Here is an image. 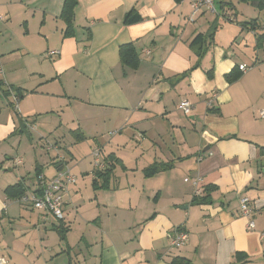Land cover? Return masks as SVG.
Returning <instances> with one entry per match:
<instances>
[{
    "label": "crops",
    "instance_id": "obj_1",
    "mask_svg": "<svg viewBox=\"0 0 264 264\" xmlns=\"http://www.w3.org/2000/svg\"><path fill=\"white\" fill-rule=\"evenodd\" d=\"M244 4L264 12L216 0L217 14L190 21V0H77L69 25L65 0H0V60L21 95L16 111L0 87V247L10 263L31 254V242L18 241L32 234L46 264H264V23L245 18ZM129 13L141 19L126 23ZM211 31L200 56L193 40ZM251 37L254 69L236 56ZM126 43L139 54L136 68L121 62ZM52 50L60 53L46 56ZM182 100L193 105L189 120ZM46 141L70 163L84 160L76 154L84 144L116 158L108 187L95 188L93 166L80 170L64 220L6 193L17 183L34 193L39 175H56ZM155 162L172 166L147 175ZM196 177L201 193L213 187L209 202L193 201ZM179 225L189 239L177 248L168 234ZM54 233L65 247L52 246Z\"/></svg>",
    "mask_w": 264,
    "mask_h": 264
},
{
    "label": "built area",
    "instance_id": "obj_2",
    "mask_svg": "<svg viewBox=\"0 0 264 264\" xmlns=\"http://www.w3.org/2000/svg\"><path fill=\"white\" fill-rule=\"evenodd\" d=\"M192 15L189 18L192 21L197 13L201 11H205L211 14H217L218 10L216 7V0H190ZM2 16L0 15V19ZM59 50L49 51L46 56L53 57L59 54ZM242 71H246L249 69V66L246 63H243L239 66ZM4 85L10 93L12 97V103L16 111H19V101L20 96L15 93L5 77V70L1 64L0 60V87ZM212 102L209 101L208 106H211ZM192 103L189 100H182L179 103V109L182 110L185 114H189L192 110ZM259 115L264 118V109L259 111ZM25 125L28 127L30 125L29 121H25ZM115 132H111L110 134H114ZM46 149L54 150L57 146L49 141H46ZM57 157L60 162V169L56 175L51 178H46L44 175L38 176V189L34 193H25L21 196L17 201L21 204L28 205L34 209L45 211L49 214H52L57 220H64L66 218V213L64 209L65 205V197L68 195L70 186L75 184L77 181V177L73 174L72 169L65 157L56 149ZM94 156V170L105 169L109 166V164L105 161L102 148L95 147L92 152ZM15 162L20 164L22 159L20 157L15 158ZM201 177H196L194 179L193 184L196 186V195L201 194L200 187ZM241 210L245 217L248 218V225L250 228L255 227V221L252 218L253 209L250 206L249 197L245 196L241 199ZM168 238L170 239L171 245L173 247H182L185 245L189 239V233L187 229L183 225L174 226L172 228V232L168 234ZM0 264H9V259L3 253V249L0 247Z\"/></svg>",
    "mask_w": 264,
    "mask_h": 264
},
{
    "label": "trees",
    "instance_id": "obj_3",
    "mask_svg": "<svg viewBox=\"0 0 264 264\" xmlns=\"http://www.w3.org/2000/svg\"><path fill=\"white\" fill-rule=\"evenodd\" d=\"M253 3L256 5L258 8L264 9V0H244ZM77 5V0H65V5L64 9L62 12L63 18L66 20V22L71 25L73 22V17H74V8ZM132 13V12H131ZM131 13H129L125 17V22H133V21H138L141 19V16H136V17H131ZM257 19H253L251 22H249L251 25L256 24ZM216 29V27H215ZM210 41V43L214 42V32L211 31L210 33H199L195 39L193 40V45H197V51L200 56L203 55L204 50H206V45L207 42ZM120 58L121 62L124 66H129L132 68L138 67L140 58L139 54L136 50V47L134 43H126L120 46ZM196 64L193 68L198 66ZM228 79L233 80V73L228 74ZM237 78V76H236ZM21 97V95H20ZM25 124V122H24ZM105 161L109 164V166L105 169H99L94 171V179H93V184L95 188H103V187H108L110 179L112 177V173L115 167V162L116 158L113 155H109L105 157ZM172 166V163H158L155 162L151 164L149 167L146 168V174L147 175H153L156 172H159L161 170H167ZM213 189L212 186H206L203 188V191L200 195H196L193 199L194 202L196 203H206L209 202V196L210 192ZM6 193L12 198V199H19L21 196L25 194V189L22 188L21 183H17L15 185L9 186L6 189ZM175 262V261H174Z\"/></svg>",
    "mask_w": 264,
    "mask_h": 264
},
{
    "label": "rangeland",
    "instance_id": "obj_4",
    "mask_svg": "<svg viewBox=\"0 0 264 264\" xmlns=\"http://www.w3.org/2000/svg\"><path fill=\"white\" fill-rule=\"evenodd\" d=\"M235 3H236V5H238L239 2L235 1ZM243 10L244 11L248 10V12L247 13L245 12V14H244L245 18L251 19V18H256L258 16L261 19L262 23H264V12L261 13L258 9L252 7L248 4H244ZM227 11L229 13L228 15H231L230 10H227ZM231 16H233V15H231ZM227 18H229V17H227ZM214 21H216V19ZM262 25L264 26V24H262ZM244 40H245L244 43L239 45V52H237L236 56L239 59L247 62V64L252 66L251 68L254 69V67L257 65L256 63L258 62V61H255L254 63L252 62L253 61L252 55L254 52L253 50H255V38L251 37V38L244 39ZM253 43H254V45H253ZM236 45L238 46V44H236ZM262 59H264V56ZM185 115H186L185 119L189 120L188 114H185ZM45 148H46V144H45ZM47 151H51V150H47ZM88 152H90V154ZM92 152H93V149L91 150L90 145L84 144V147H82V148H81V145H78L76 147V154L84 159L81 163H80V159H73V161L70 163V162H68L69 161L68 158L64 154H62V153L61 154H62V156L65 157L66 161L69 163V165L72 169L73 174H75L77 179H78V176H79L78 174L80 173V170L88 169V168H91L92 166L94 168V156H93ZM1 153H2V148L0 147V154ZM59 167H60V165H59ZM39 226L40 225L38 224L37 228ZM4 228L6 229V232H8V230L10 229L9 223H8V225H5ZM11 232L12 231H9L8 234L11 235L10 234ZM56 234L54 233V234H52V237H50L52 239V244H53L52 246L55 248H57V247L59 248L60 247L59 243H62L65 247V243L62 240H61L62 241L61 242L59 240V238L57 237L58 234L57 235ZM25 240H28L31 242V247H27V251L31 250L30 251L31 254L25 253L23 250L20 254L13 256V258L15 259V264H46V259H45L46 258V252H42L40 254L38 253V251L41 250V246L39 245V243L37 241L38 239L35 236H33L32 234H29L26 238H20L19 239V241H18L19 246L23 247ZM9 264H12V261H11V263L9 261Z\"/></svg>",
    "mask_w": 264,
    "mask_h": 264
},
{
    "label": "water",
    "instance_id": "obj_5",
    "mask_svg": "<svg viewBox=\"0 0 264 264\" xmlns=\"http://www.w3.org/2000/svg\"><path fill=\"white\" fill-rule=\"evenodd\" d=\"M59 169H62V166H60Z\"/></svg>",
    "mask_w": 264,
    "mask_h": 264
}]
</instances>
